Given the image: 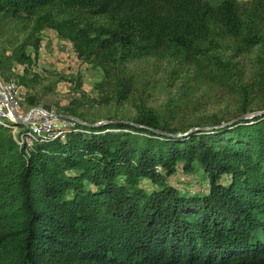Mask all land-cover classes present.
Returning a JSON list of instances; mask_svg holds the SVG:
<instances>
[{"label": "trees", "instance_id": "trees-1", "mask_svg": "<svg viewBox=\"0 0 264 264\" xmlns=\"http://www.w3.org/2000/svg\"><path fill=\"white\" fill-rule=\"evenodd\" d=\"M253 3L246 9L236 0L217 6L205 0H0V12L39 22L50 17L44 10L56 9L81 19L106 36L102 57L109 64L164 56L189 64L209 63L226 39L258 43L252 32L244 34L252 26L246 19L264 11V0ZM137 124L77 125L83 132L36 145L28 155L0 125V264H264V116L181 136L160 129L150 111ZM115 129L145 136L139 141ZM178 161L186 171L201 166L208 195L138 188L140 177L162 184L155 167L169 171ZM221 174H231L227 186L218 184ZM124 249L128 257L119 256Z\"/></svg>", "mask_w": 264, "mask_h": 264}, {"label": "rangeland", "instance_id": "rangeland-1", "mask_svg": "<svg viewBox=\"0 0 264 264\" xmlns=\"http://www.w3.org/2000/svg\"><path fill=\"white\" fill-rule=\"evenodd\" d=\"M205 1L217 6L224 0ZM236 1L246 9L254 4L253 0ZM44 11L50 17L39 22L25 14L11 17L0 12V85L9 78L15 80L22 116L42 109L59 125L75 121L99 123L97 127L108 123L141 127L137 123L143 112L150 111L160 129L176 136L264 116V11L259 18L246 19L252 26L244 34L252 32L258 43L247 47L237 39H226L210 55L215 58L209 63L203 58L189 64L167 56L109 64L102 57L105 35L59 10ZM14 53L19 59H9ZM121 90H126L125 97H118ZM110 131L130 132L139 141L145 136L127 129ZM66 173L77 175L73 170ZM155 173L162 184L147 177L138 179V188L146 194L160 191L161 185L184 197L209 193L207 175L196 163L190 171L181 161L169 171L157 165ZM231 179V174H221L218 184L227 186ZM84 186L94 188L89 182ZM127 254L124 249L119 256Z\"/></svg>", "mask_w": 264, "mask_h": 264}, {"label": "built area", "instance_id": "built-area-1", "mask_svg": "<svg viewBox=\"0 0 264 264\" xmlns=\"http://www.w3.org/2000/svg\"><path fill=\"white\" fill-rule=\"evenodd\" d=\"M20 99L18 88L13 78L0 85V125L9 128L13 141L27 155L39 144L52 141H64L70 132H83L75 121H64L62 125L55 123L56 119L42 112H34L25 124H17L16 120H25L27 114H18ZM70 129H66V126Z\"/></svg>", "mask_w": 264, "mask_h": 264}, {"label": "water", "instance_id": "water-1", "mask_svg": "<svg viewBox=\"0 0 264 264\" xmlns=\"http://www.w3.org/2000/svg\"><path fill=\"white\" fill-rule=\"evenodd\" d=\"M36 111H38V112H42V109H34V110L29 111V113L27 114L25 120H23V121L16 120V123H17V124H25L26 122H28V121L30 120L31 115H32L34 112H36ZM245 118H246V117H245ZM67 119H69V120H75V119H73V118H71V117H69V118H67ZM246 119H247V118H246ZM80 124H81V125L88 126V127H96L97 125H99V123L86 124V123H81V122H80ZM154 132H155V133H158V134L166 135L164 132H161V131H158V130H155ZM185 134H186V133H185ZM167 135H169V134H167Z\"/></svg>", "mask_w": 264, "mask_h": 264}]
</instances>
